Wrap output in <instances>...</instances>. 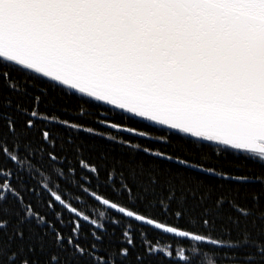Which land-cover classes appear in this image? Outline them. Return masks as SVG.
<instances>
[{
	"label": "snow or ice",
	"instance_id": "6c2138e0",
	"mask_svg": "<svg viewBox=\"0 0 264 264\" xmlns=\"http://www.w3.org/2000/svg\"><path fill=\"white\" fill-rule=\"evenodd\" d=\"M0 264H264V0H0Z\"/></svg>",
	"mask_w": 264,
	"mask_h": 264
},
{
	"label": "trees",
	"instance_id": "16d2710c",
	"mask_svg": "<svg viewBox=\"0 0 264 264\" xmlns=\"http://www.w3.org/2000/svg\"><path fill=\"white\" fill-rule=\"evenodd\" d=\"M104 107L106 108L107 106H104ZM103 112H104V108H101L99 110V112L97 113L98 119L104 118ZM109 118H111V113L109 114ZM82 119H84V118H82ZM130 126H134V125H130ZM95 127L97 128V131H106L105 136L98 137V136H93L92 134L83 133V132L77 133V135H80L82 137H87L90 141H94L96 143L97 149L103 148L104 146H111V151L117 155L120 152L119 141L122 138H131L132 143H142L145 141V138L133 137L130 134H124L121 132H116V131L111 130L109 128H104L102 125H99V124H95ZM155 128H156L155 125H151L147 129H142V130L152 131ZM108 134L115 135L117 137V139L115 141L109 140ZM159 134H160L159 132H153V135H159ZM153 143L159 144L161 146L163 145L162 141L161 142H153ZM57 166L59 167L60 165H57ZM25 171H27V170H25ZM32 179H33L34 183L36 184V191L38 193L41 191H43L45 193L47 192L46 189H43V184L45 181L43 180L41 175H39L38 173H34L32 176ZM64 179L65 178L63 176H60L58 178H54V181L52 183H50V187H52L53 190H56L57 185H59L60 188L63 189L64 196L67 199H69L71 202H73L75 206H78L79 210H82L86 214L90 215V218L102 219L103 222L108 223L110 219H115V218H118L120 216L118 213L112 211L111 209L109 210L108 208H106L102 204L98 203L93 197L90 196V193H84L82 189H76L74 187L72 190H69V188L65 187L64 183H62L64 181ZM91 190H97V189H91ZM101 192H103L104 194H107L106 192H104V190H98V194ZM100 212H104L106 214V216L104 218H101L99 216ZM83 223L87 224V222H83ZM87 226L89 228L91 227V225H87ZM165 259H167V258H165Z\"/></svg>",
	"mask_w": 264,
	"mask_h": 264
},
{
	"label": "water",
	"instance_id": "95a60500",
	"mask_svg": "<svg viewBox=\"0 0 264 264\" xmlns=\"http://www.w3.org/2000/svg\"><path fill=\"white\" fill-rule=\"evenodd\" d=\"M104 128H106V126L105 125H102ZM110 129V128H109ZM111 130H114V131H116L117 132V130H115V129H111ZM121 133H124V134H129V133H126V132H121ZM130 135H132V134H130ZM94 198V197H93ZM95 199V198H94ZM98 203H99V201H97ZM103 206H105V205H103ZM106 208H107V206H105ZM109 209V208H108ZM110 210V209H109ZM112 211H114V212H116L114 209H111ZM119 214V213H118ZM119 215H121V214H119Z\"/></svg>",
	"mask_w": 264,
	"mask_h": 264
}]
</instances>
